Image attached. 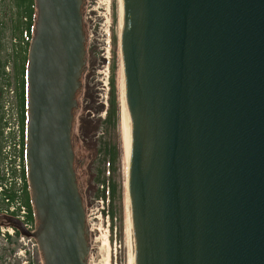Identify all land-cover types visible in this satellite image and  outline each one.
I'll use <instances>...</instances> for the list:
<instances>
[{"label":"water","instance_id":"water-1","mask_svg":"<svg viewBox=\"0 0 264 264\" xmlns=\"http://www.w3.org/2000/svg\"><path fill=\"white\" fill-rule=\"evenodd\" d=\"M36 2L27 234L46 264H86L71 141L83 0ZM121 2L134 264H264V0Z\"/></svg>","mask_w":264,"mask_h":264},{"label":"rangeland","instance_id":"rangeland-1","mask_svg":"<svg viewBox=\"0 0 264 264\" xmlns=\"http://www.w3.org/2000/svg\"><path fill=\"white\" fill-rule=\"evenodd\" d=\"M114 0H85L83 5V22L86 33V68L81 78L78 94L79 105L75 109L72 127L73 148L77 154V180L84 198L86 213V230L90 250L87 264H134V235L131 219V208L128 194V176L130 162L127 160V136L125 114L123 111V72L117 70V100L114 105L115 115L108 121L111 109L110 84L108 70L110 60L111 34H121V0L119 6L118 25L113 23ZM13 3L10 0L0 1V36L2 47L0 57L12 54L11 24L8 13ZM12 13V12H11ZM3 21V22H2ZM4 23V24H3ZM5 25V26H4ZM19 46V44H18ZM20 48V47H18ZM122 61L120 53L118 64ZM116 144L119 158L113 177L117 182V193L113 210L116 213L114 222L109 216L111 209V189L106 181V199L95 196L98 185L95 179L99 166L107 160L104 145ZM106 162L105 176L111 175ZM128 169V171H127ZM102 172V171H101ZM38 259V258H37ZM16 262H20L17 254Z\"/></svg>","mask_w":264,"mask_h":264},{"label":"built area","instance_id":"built-area-1","mask_svg":"<svg viewBox=\"0 0 264 264\" xmlns=\"http://www.w3.org/2000/svg\"><path fill=\"white\" fill-rule=\"evenodd\" d=\"M2 128L0 139V211L16 213L21 220L26 219V206L22 202L25 190L23 176L24 162L22 158V129L19 114L14 101V90L6 89L2 107ZM31 227L29 223L26 224ZM32 240L17 236L16 230L10 225H0V247L20 245L17 249L20 262L16 264H39ZM5 264H11L9 261Z\"/></svg>","mask_w":264,"mask_h":264},{"label":"trees","instance_id":"trees-1","mask_svg":"<svg viewBox=\"0 0 264 264\" xmlns=\"http://www.w3.org/2000/svg\"><path fill=\"white\" fill-rule=\"evenodd\" d=\"M17 12L16 17L14 20V14L12 15V24H11V36L17 37L20 40L25 39L26 45L24 48L20 49L16 46L14 52L10 55V57H7L5 59H2L0 57V80L5 81L9 80V83L12 82V84L16 87V98H17V104H18V112L19 116L21 114V117L24 121L25 119V113L27 112V80L25 79L26 75V63H27V44H28V38L31 36L32 33V25L34 23L33 20V14H34V8H32V13L27 10V6L29 9V4L33 2V0H14ZM28 3V4H27ZM33 4V3H32ZM119 6L117 0L113 1V23L115 25H118V11ZM32 15V16H31ZM25 18H28L29 20L26 22L24 21ZM14 20V21H13ZM27 31L28 35L24 37V32ZM119 39L120 34L118 31L114 33L112 31L111 34V60H110V77H109V84H110V103H111V109L109 112V119L108 121H112L115 112H114V105L117 100V89H118V82H117V70L119 73V70L121 69V63L118 64V56H119ZM11 61L12 67H13V74L12 77L9 76V78H5V66L6 64ZM2 93H0L1 97ZM104 152L108 155L107 160L109 163L108 170L111 171V175H108V177L105 176V170H106V161H103L102 164L99 166L98 173H96V181L98 185L97 192L95 193V196L97 198L105 199L107 197L106 188L104 183H106L108 179L109 188L111 189V209L109 210L110 216L112 218V221L114 222V217L116 213L113 210L114 205V199L117 193V182L115 181L113 177V173L116 171V162L119 158V149L117 148L116 144H107L104 145ZM102 171V172H101ZM101 185L103 187H101ZM30 202V197L26 196L25 203Z\"/></svg>","mask_w":264,"mask_h":264},{"label":"flooded vegetation","instance_id":"flooded-vegetation-1","mask_svg":"<svg viewBox=\"0 0 264 264\" xmlns=\"http://www.w3.org/2000/svg\"><path fill=\"white\" fill-rule=\"evenodd\" d=\"M12 2H13V4H14V8H15V10L17 11V7H16V5H15V3H14V1L12 0ZM33 3V4H32ZM28 4V3H27ZM32 8H36V2H35V0H33V2H31L30 4H29V9H28V6H27V10H29L31 13H32ZM35 11V10H34ZM37 8H36V11H35V17L37 16ZM32 16V15H31ZM16 17V16H15ZM29 19L28 18H25V21L27 22ZM4 24V23H3ZM11 24H12V22H11ZM11 24L9 25V26H11ZM5 26V25H4ZM33 35H34V29H33ZM32 38H33V36H32ZM31 40H29V42H30ZM13 45H16V43H12ZM0 45H1V42H0ZM20 49H21V47H20ZM19 49V50H20ZM0 53H1V48H0ZM9 62H11V61H9ZM7 68H9V66L7 65V66H5V70H7ZM11 71L13 72V67H11ZM27 206H28V218L32 221V223H33V225L34 226H38L39 225V223H40V221H39V218H38V215H37V211L35 210V208H34V205H33V203H32V201H30V202H28L27 203ZM44 255V256H43ZM45 256H46V254H42V258H45ZM1 258V257H0Z\"/></svg>","mask_w":264,"mask_h":264},{"label":"bare ground","instance_id":"bare-ground-1","mask_svg":"<svg viewBox=\"0 0 264 264\" xmlns=\"http://www.w3.org/2000/svg\"><path fill=\"white\" fill-rule=\"evenodd\" d=\"M122 17H123V14L121 12V18ZM123 27H124V19H122V29H123ZM123 90H124V87H123ZM123 93H124V91H123ZM124 95H125V93H124ZM123 100H124V102H123V111H124V114H125V118L124 119H125V124H126L125 128L127 129V132H128V118H127V108H126V104H125V97L123 98ZM126 150H127V160H128V162H130V166L129 167H131V156H130V146H129V133H128V136H127V148H126ZM127 171H128V169H127ZM129 172H130V169H129Z\"/></svg>","mask_w":264,"mask_h":264}]
</instances>
